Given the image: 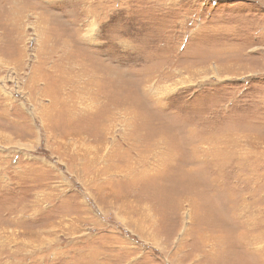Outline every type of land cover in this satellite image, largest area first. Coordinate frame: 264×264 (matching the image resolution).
Segmentation results:
<instances>
[{"label": "rangeland", "instance_id": "rangeland-1", "mask_svg": "<svg viewBox=\"0 0 264 264\" xmlns=\"http://www.w3.org/2000/svg\"><path fill=\"white\" fill-rule=\"evenodd\" d=\"M0 264H264V0H0Z\"/></svg>", "mask_w": 264, "mask_h": 264}]
</instances>
